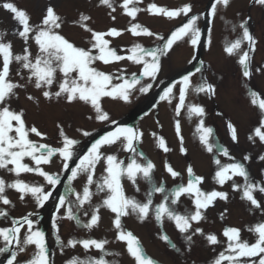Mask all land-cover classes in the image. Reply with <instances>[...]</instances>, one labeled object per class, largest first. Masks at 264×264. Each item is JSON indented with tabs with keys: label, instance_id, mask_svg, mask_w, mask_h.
Wrapping results in <instances>:
<instances>
[{
	"label": "snow or ice",
	"instance_id": "6c2138e0",
	"mask_svg": "<svg viewBox=\"0 0 264 264\" xmlns=\"http://www.w3.org/2000/svg\"><path fill=\"white\" fill-rule=\"evenodd\" d=\"M223 3L227 5L229 0H217V3ZM258 4L264 5V0H256ZM101 3L107 4L111 7L110 0H101ZM133 3V0H124L123 7L127 11L128 15L135 17L137 8H128V5ZM4 8L11 10L15 14V18L24 26L23 31L19 33L21 37L27 41L29 32L33 31L32 27L29 25V17L25 11L18 9L12 3H5ZM149 10H154L156 13H163L169 18L176 17L183 13L185 16L191 11L190 5H184L182 8L175 10H168L166 8L157 7L155 4L149 6ZM216 11V4L212 5V13ZM60 16L55 13L53 8L49 7L47 13L42 20V26H39L35 34V42L39 45L40 53L34 60L31 57V53L27 48L24 49L22 55H13L10 43L0 42V54L3 56V65L0 68V168H8V165H14L13 168H8V171L15 172L19 176L22 172H36L43 176L47 183L51 186H55L60 183V176L58 174H49L40 168L42 163H48L50 158L59 153L63 158V168H69V161H72L74 156L73 147L79 143L75 139L67 137L63 129L60 131L61 137H63V146L60 148H51L48 145L36 144L35 142L28 139V133H35L37 136H42L36 127L26 128L25 121L23 119L22 111H13L7 104L10 96L15 95L14 89L17 87H23L24 85H17L12 83L9 77V65L15 60L20 63L21 67L28 69L30 71V76L28 79L31 81L35 77V87L40 89L42 87H50L53 85L56 79V73L59 71L63 74V80L59 84V91L52 93L50 91H43L45 97L51 98L52 96L60 97L62 94H66L68 101H73L79 99L86 103H90L96 112V119L99 121H109V114L104 111L100 105V99L104 96L109 97H119L124 101H128L133 90L137 88L139 91L147 93L153 85L142 84V78L148 77L153 80L157 78L158 72L161 70V57L169 53L173 46L184 38H188L193 46H196L200 41L201 32L199 27H197L196 21L198 17L192 15L186 23L177 27L171 32L167 39L164 37H159L163 41L162 45H158L152 49L143 48L141 45L136 44L130 49L131 55L127 56V59L132 60L135 63L143 64V69L139 75L132 73L130 78L126 77H113L104 72L98 71L96 68L92 67L94 61L97 59L103 61L104 63L110 62V60L120 61L125 57L118 55L115 49H109L105 35L117 36L120 32L116 28H112L108 33L94 32L92 29H87L92 32V38L95 41L92 44L93 49H99L98 55H93L91 49L85 50L83 48L75 47L62 35L58 34L55 29L60 27ZM89 19L87 16H82L81 20ZM247 22L240 25L243 30V38L250 42V45L255 46V39L246 26ZM140 28L143 34L155 35L150 32L147 28H142L140 25H133L131 31L134 35H139L137 29ZM2 39V38H0ZM241 41L236 40L226 47V51L232 54L234 50L240 48ZM150 57L151 59H146ZM248 60L249 53L247 51L243 52L240 56L239 63L243 66V76L249 77L250 72L248 70ZM197 72L200 71L199 68L196 69ZM73 73L77 75L74 77ZM193 73H189L179 81L181 87L179 88V103L176 106V113L179 115L182 108L186 106V95L189 87L191 86V76ZM113 79L122 80V83L112 84ZM110 87V90H109ZM175 85H170L166 87L163 94L160 96V100H170L173 96V88ZM196 92H212L215 89L212 84L203 81L194 88ZM252 97V103H259L261 110H264V100L258 101V93L255 91L250 92ZM31 98V97H30ZM187 110L189 116L196 115L202 117L204 115L205 109L203 106L196 104H188ZM15 121V126L13 125ZM115 124V121H111ZM232 139L235 141L237 139V129L230 123L228 125ZM264 128V121L261 122V127L255 129V134L264 141V132L261 131ZM202 134L200 139L202 143L207 146L208 151H212V146L208 142V137L211 135L212 129L204 127L203 120L200 121L199 129ZM15 132V136L10 135V133ZM177 131L179 132V121H177ZM85 136L89 135L88 132L83 133ZM140 133L132 127L128 126H117L114 131L108 132L105 135L97 139L87 151L79 157V162L75 164V167L71 168V175L68 176V181L71 182L79 174H86L87 183L83 188V192L76 193V204L83 206L86 202L91 201L92 192L88 185L96 183L97 190L99 192H106V198L103 200V205L115 213L114 226L118 231L117 239L120 241L127 242V251L135 259L136 264H156L151 258L144 254V250L140 246L138 239L131 233L126 232L121 224V217L127 216L130 212L136 213L141 220L145 219L149 213L153 210V199L152 192L146 193V201L141 202L135 197L126 196L121 184L122 177H126L133 184L136 183L138 176L145 179L151 180V172L153 169V164L148 162L146 165L141 164L137 161L135 156L130 158V162L125 165L124 161L118 160L115 155H104L101 152V147L103 145H112L117 141L123 140L125 150L131 151L132 153H137V149L134 147V142L140 139ZM251 139V137H250ZM163 145V141H161ZM18 149V150H15ZM44 151H41V150ZM183 150V149H182ZM225 155H227V150H223ZM39 153V154H37ZM139 155V153H137ZM31 157L35 162V167H30L28 164L22 163L24 157ZM106 162L105 172L107 175L101 177L100 181H94L95 167L101 160ZM248 159V157H245ZM264 160V156L260 157ZM219 164V160L216 161ZM168 172L176 177L179 173L173 171L169 166L167 168ZM187 172L191 177L187 185L181 184L179 187L171 193V204L176 205L179 203L181 196L187 194L189 196H195V211L189 214H181L172 208L168 207L169 197L164 196V202L156 204L154 208L155 218L158 222H161L163 217H167L169 220L175 221L176 227L182 233H187L191 228V222H198L202 220L203 213L202 209H205L212 201L220 197L222 199H227V193L221 191H211L210 193H203L198 187L199 183L203 180V177L195 176L191 166L188 167ZM231 173V175H230ZM233 175H239L244 177L243 185V197L251 202V204L259 208L260 202L254 196V191L259 190V192L264 193V186L258 184H253L249 180L248 172L242 163H232L222 167L219 171L215 173L216 181L223 185L227 180L231 179ZM5 187L15 188L21 193V199L25 194L30 193L38 203V205L43 206V204L52 195L44 189L43 186L29 185L24 183L20 179H16L11 184H6L3 178H0V201L7 205L10 201L4 195ZM241 185L233 184V188H240ZM137 190H139L137 188ZM69 192L72 189L69 187ZM154 191L156 193H162L165 191L163 186L155 187ZM71 204L68 201L66 195H61L59 197L57 208L65 206V204ZM99 206L93 210L90 222L84 226L91 228L97 225L99 221ZM88 215V213H85ZM0 216H6V212L0 211ZM68 217L70 219H76L79 223V219L74 215L71 206L68 207ZM27 225V232L24 235L23 241L20 239V229L24 225ZM34 221L29 218V216H24L20 220H13L11 228H0V238L5 242L4 247H0V253H6L9 251V246L13 243L17 245H29L35 244L38 248V252L35 254L32 260L25 261L24 264H48L47 258V248L45 244V234L38 228L33 229ZM250 231L257 234V238L254 243H249L244 241L240 237V230L235 227H228L224 230L223 235L227 237L228 240V251L232 255L225 256L223 252L220 253L219 257L214 261V264H222V261L227 260L229 264H242L240 258H253L259 257L256 260H247L243 264H264V223H259ZM203 233L201 228H196L194 233ZM164 240L168 241L167 235L162 237ZM190 241L191 236H187ZM210 244H217V236L215 234H209L206 237ZM57 241L59 242V236H57ZM170 242V241H169ZM76 243L82 244L85 250L89 247L94 246L96 249L102 252L107 244L106 240H93L85 239L82 241L70 240L68 244L75 246ZM171 243V242H170ZM175 247L174 244L171 245ZM20 252L24 251V247L19 248ZM105 255H110L106 253ZM7 264H20L17 261V251L13 250L11 252L10 258L7 260ZM67 264H114L105 260L104 255H101L99 259L95 257H90L85 260H80L78 257H74Z\"/></svg>",
	"mask_w": 264,
	"mask_h": 264
},
{
	"label": "rangeland",
	"instance_id": "374dc122",
	"mask_svg": "<svg viewBox=\"0 0 264 264\" xmlns=\"http://www.w3.org/2000/svg\"><path fill=\"white\" fill-rule=\"evenodd\" d=\"M30 1H32V4H35V3L38 4V10L44 9V8L46 9L47 8L46 6L48 5H51L53 7L57 5L58 8L62 7L64 10V6L68 5L69 9L66 11L68 13L66 20L68 18L73 19V17L76 16L75 14L78 13L77 11L78 8H79V12L81 11V9L87 10V7H86L87 5H85V2H87V0H82L83 3L80 0H77V1L76 0H49L46 3H44V1L42 0H30ZM189 1L191 0H174L173 2H171L170 0H165V2L167 3L166 4L167 6L168 5L178 6L180 8H182L184 5H188ZM207 1L209 0H199V2L202 3L201 5L198 4V6H191V11L188 13L187 16L181 13L175 20H173V22L170 21L171 23L168 25V27L171 28L173 26V30H175L177 27L181 26L182 23H186L187 20L192 15H196L198 17L196 24H197V27H199L200 29L205 3ZM89 12H90V9H89ZM223 12L227 14L228 16H230V18L228 19L221 18L220 15H222ZM244 13H248L249 15L248 19H245ZM214 19H215V22L211 26V31L207 34V39H209L210 47L207 52L205 51L206 49H204L202 52V55H204V59L206 60V63H207L205 64V66L207 67L206 72L210 75H213V73L215 72L220 73V75L222 76L221 80L217 82V87H215V94L217 96L215 97L218 99V105L223 110L224 114H227L231 117L233 115L236 118H240L239 113H241L242 111L245 113L248 112L245 108V104H247V101L245 100L246 92L250 95V92L255 91L256 93H258V97L261 100H264V67L263 65H261V68L259 69L255 64L256 61L255 62L253 61L252 59L253 46L250 45L249 41L243 38V30L240 27L241 25L240 22L242 20H244L242 23L247 22L246 26L249 28L250 33L256 40L257 37L259 38L260 34L261 35L264 34V6L259 5L258 7H255L254 4L249 3L248 0H229L227 5H224L221 2V3H218V5L216 6ZM0 21H1L0 22V38H2L0 39V42L10 43L13 55H22L24 52L22 47L25 43L21 40V36L19 35L21 28L18 25V22H12V19L11 18L9 19L8 16L4 12L3 13L1 12L0 14ZM103 21L105 22V19H103ZM131 22L141 23L139 18H131ZM3 26L9 27V32H6V29ZM67 30L69 29H65L64 32L74 35V32L72 30L70 31H67ZM236 32H238V35L236 36V39L234 40L233 37L236 34ZM229 38H232V42L236 40H240L241 41L240 48L238 50H234L232 54H229V55L227 53L222 54L221 52L222 48L225 51L226 47L230 46V44L232 43L230 42L228 44ZM184 39L185 41H183L182 43H179L173 50H170V53L163 59V64H161V70L158 72L157 78L155 80L151 78H149L148 81L143 80L144 84L150 83L153 85V87L147 93L138 91L137 93L138 99L133 104V107L138 106L145 99H147L149 94L154 92L156 90L155 88L163 80L169 77H173L175 75L178 76L179 72L183 70L184 64L173 63V65H171L170 62L175 58V56H177L175 55V53L178 55L179 53L182 54L184 58L186 56L189 57L190 55L191 56L193 55L192 53L194 51V46L190 43V40L187 37ZM149 40L150 39H145V43L151 42ZM78 41L82 42L84 40L81 41L77 39V42ZM260 50L263 52L261 54L259 53V56L256 58L264 59V47L261 48ZM245 51L249 53L248 70L250 72V76L246 77L247 82H249L248 86L247 85L244 86V84L242 85V81L238 78L237 75L234 74V71L236 70L233 68V66L235 67L238 66L240 56ZM18 64L19 62L13 60L9 65L11 66L10 69L14 68V66H17L19 70L15 69L14 71L22 72L24 68L19 67ZM2 65H3V56L2 54H0V68H2ZM138 65H139L138 63H135L134 68H137ZM220 70L222 71L223 74L219 72ZM243 71H244V68H243ZM200 74L201 73L199 72V74L195 76L197 82H195L194 84L196 86L200 84V79L203 77V75L201 76ZM9 77H12V73L9 74ZM211 80L214 82L213 79ZM196 86L192 87L189 91H187L188 92L187 99L191 100V104L203 106V108L205 109V112L202 117L191 115L190 118L192 119L195 118V122H200L201 120H203V122H206V112H208L207 108L209 104L211 103L210 102L211 95L209 92L194 91V88ZM197 95L199 97H197ZM173 96L175 95L173 94ZM111 101L112 99L111 100L109 99L101 100L102 109L103 110L107 109L112 114L113 117H120L121 115H119L118 112H115V109L110 106ZM31 102L32 103H23V107L26 106L23 112H25L26 115L27 114L29 115V113L31 112L32 119H35V121H37V119H39V117H42V116L45 118V114L53 118L54 121L56 122V125H57L56 132L58 133L52 134V136L54 137L51 136V139H54L55 137L63 139V137H61L60 135V131L61 129H63V132L67 137L79 141V143L75 145V149L77 150L81 142H85L91 136L90 134L97 133L98 131L101 130V127L103 126V123H100L101 121L96 119V112L94 108L90 106L86 107L87 105L85 104L81 106L78 103H74V104L65 103L64 104V101L63 103L56 104V103L51 102L50 99L48 97H45L44 95H41V97L37 98L36 100H31ZM231 104L234 106L233 109L229 107ZM187 105L181 111V113L185 111L184 116H189ZM255 106L257 107L256 111L254 109H251V113L247 114L248 128L247 127L243 128V134L240 133L239 135L240 145H242L243 143H247V140H246L247 136L245 135V132L250 130V127L252 126V124L254 123L255 125L261 127V122L264 121V119L261 120L258 117L260 116L264 118V110L260 109L258 102L255 104ZM163 107L164 106L161 107L162 110H160L161 108L159 109V112L157 115L164 127L161 133L162 134L165 133V135L169 138L171 134V130H172L171 123H172V120L176 117H174V115L171 116L172 115L171 113L170 120H169L170 123H169L168 128L166 129L164 126L165 119L162 115ZM128 109H131V108H128ZM167 110L169 112L170 107H167ZM258 110L259 112L261 110L260 115L257 113ZM209 113L215 116V120L217 121L219 128H220V133H222V136L218 138L219 139L218 141L222 143L223 149L227 150V155H225V153L224 155L230 159L231 153L232 152L235 153L239 148L237 144V139L235 141L232 139L231 131L228 127L230 123L228 121H223L221 118H218L216 112H209ZM167 116L169 119L168 114ZM44 118L43 120H45ZM41 122L42 121H40V124ZM140 125L146 128V122L145 123L142 122V124L140 123ZM49 128L51 127L48 126L44 130L46 132H49ZM261 131L264 132V128H261ZM84 132H88L90 136L89 135L85 136L83 134ZM162 134L160 135L165 139V143H166V140L168 141L169 139H166V137ZM249 134L251 137L250 139L251 141L252 140L257 141L260 147H264V142L261 141L258 136H256L254 127H252V130L249 132ZM244 135H245V138H244ZM214 142L215 141H213V143ZM173 146L175 149L171 153L172 155H175L177 154L178 147L177 146L175 147L174 143H173ZM107 148H108L109 155H115L117 158L122 156V153H121L122 146L120 144L115 143L112 145H108V147H105L103 149L107 150ZM104 152H107V151H104ZM262 156H264V149H263ZM260 157L261 156L257 158L258 162L261 163V167H258V171H260L261 176L260 177L257 176L259 177L258 179L255 178V176L253 175V171L251 170L253 164H255L253 155L251 157V160H249V162H247L245 157H243L244 159L240 158L236 162L244 164L248 172L249 180L251 183L264 186V160H261ZM176 158L180 160L178 156H176ZM54 160L55 161L51 160L52 163H50L49 165L44 166V171H50L55 174L59 172L63 173L65 169L63 168L64 161L62 157H58L57 160L56 159ZM228 161L234 162V159L231 158V160H228ZM141 163L143 164L142 161ZM178 165L180 167L183 166V164H179V163ZM249 171L252 174V177L251 175H249ZM255 174H259V173L255 171ZM151 177H152L151 178L152 181H149V183H153L154 188H155L160 183L162 178L159 175L158 171L153 170V169L151 172ZM20 179L26 184L34 185V182H31L28 177L23 178V179L20 178ZM100 179L101 178L99 177H94V181L98 182L100 181ZM145 181H146L145 179L138 176L136 183L133 184L132 181L124 177V187L127 190V195L129 197H135L137 200L141 202L146 201V193H144V189H143L145 187ZM79 182H80V178L78 175L74 180H72L71 182L68 181L65 184L66 185L65 194L67 196L68 201H70L71 204L66 203L65 206L60 207L58 211L55 212V214H54L55 203L57 202V199H58L57 197L58 193L59 194L61 193L60 192L61 187L59 188V192L55 191L56 193H54L50 191L52 195L43 204V206L38 205L35 198L31 194L24 195L23 199H21V193H17L19 192L18 190L17 192L15 191L11 192V190L8 187H5L4 195L10 201V203L5 205V204H2V201H0V210L5 209L8 218H12L14 216H20L29 210H32L33 214L34 212L37 213L43 210L42 212H44L45 214H49V215L52 214V216L54 215L53 223L51 226H52V231L54 230L55 233L54 234L49 233L46 238L49 249L51 250V263L50 264H67V262L71 261L74 257H78L80 260H85V258L84 259L81 258L82 253L80 250L82 248L80 244L76 243V245L73 247L68 244V241L75 240L78 237V235L84 236V234L90 233L89 231L86 230L87 227H85L84 225L87 224L86 220L91 210H94L97 208V206H99V212H98L99 220L105 221L106 223L108 222V227L102 226L101 230L99 231V229L97 228V231H99L102 234V238H99V239L106 240L107 244L105 245V250L103 252L102 251L96 252L97 256L95 257L99 259L101 255H104L105 260L114 262V264H128L129 261L131 263L130 258L128 257L127 253L125 252L123 248L124 246L122 244H119L116 241L113 242L111 240L112 238H115V233L113 230H110L111 227H110V218H109L110 215L109 214L114 216L115 213L112 214L113 212L112 213L109 212L108 211L109 208L103 205V200L106 198V192H99L97 190L96 183H93L89 187L90 191L93 194L91 197V201L86 202L81 207L76 204L75 202L76 198L71 194L73 189H75L78 193L82 194L83 188L85 185L83 183L79 184ZM6 184H8V182H6ZM182 184L184 185V182H182ZM40 185L47 189L51 187V185H49L47 181H41ZM206 186L208 187V185ZM69 187L72 189L71 192L68 191ZM137 188L139 190H137ZM253 194L256 198L263 197L262 200L264 201V193L259 192L258 189L255 190ZM62 195H64V192ZM155 198L156 196L152 194L153 201L155 200ZM183 199L188 201L186 198H183ZM219 201H220V198L219 200L217 199L215 202L213 200L212 203L208 205V207L212 205L215 206L216 203H218ZM69 206L72 207L74 215L79 219V223L77 222L76 219H70L68 217V207ZM228 208H230V210H232V208H236V202H231L228 205ZM172 209L179 211L183 208L175 206ZM202 210L205 211L206 209H202ZM85 213H88V215H85ZM126 217L128 220V226L134 227L135 229H137V232L139 231L138 232L139 234L142 235L144 230L147 232L151 231V228L146 223H144L136 213L130 212ZM30 219L34 221L33 229L39 228V224L37 223L34 215ZM26 232H27V225H24L20 229L21 241H23V238ZM57 236H59V242L57 241ZM21 246L24 247L23 252L19 251V248ZM193 249H196V248L193 247ZM13 250L17 251V256L18 258H20L17 261H19L20 264H24L25 261L32 260L35 254L39 251L35 244H29V245L15 244L13 246V249L11 246V249H9L8 252H12ZM105 252L110 253V255H105ZM4 255H5L4 253L0 255V264H2L7 258V256H4ZM250 259L255 260L254 258H245V257L240 258L242 264L243 262L250 260ZM256 261H257V258H256Z\"/></svg>",
	"mask_w": 264,
	"mask_h": 264
}]
</instances>
